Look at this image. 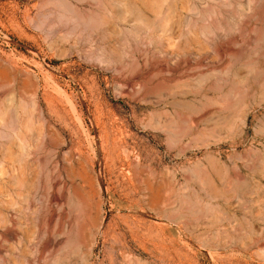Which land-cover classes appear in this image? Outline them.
<instances>
[{
  "label": "rangeland",
  "instance_id": "rangeland-1",
  "mask_svg": "<svg viewBox=\"0 0 264 264\" xmlns=\"http://www.w3.org/2000/svg\"><path fill=\"white\" fill-rule=\"evenodd\" d=\"M142 1L0 0V264H264V0Z\"/></svg>",
  "mask_w": 264,
  "mask_h": 264
},
{
  "label": "bare ground",
  "instance_id": "bare-ground-1",
  "mask_svg": "<svg viewBox=\"0 0 264 264\" xmlns=\"http://www.w3.org/2000/svg\"><path fill=\"white\" fill-rule=\"evenodd\" d=\"M141 3L142 4H147L145 2V0H143ZM32 102H34V101H31V105L33 107L34 104ZM23 104L25 105L24 102H23ZM29 118H26V119L30 120ZM0 133H2V132H0ZM33 137H34V135H33ZM23 138L25 140V137H23ZM21 139H22L21 138V134H16L15 139L13 141H10L9 144L7 143L4 146L3 155H2L1 162H0L4 166L3 173H4L5 180L3 181V183H4V188L3 189L5 191V194H6L7 198H8V200H10L11 202H14V197L18 195V190H19L20 185H21V176L23 174V172H22V169H23L22 155L20 153V150H21ZM160 190H161V186H159V189H158L157 193L152 198V200L155 203L157 202V204H163L164 201H165L164 196L161 193H159ZM57 195H58V193H57ZM7 206H9V205H7Z\"/></svg>",
  "mask_w": 264,
  "mask_h": 264
}]
</instances>
